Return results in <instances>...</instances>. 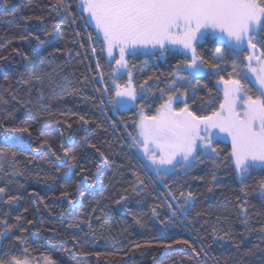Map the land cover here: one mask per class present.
I'll return each instance as SVG.
<instances>
[{
  "label": "trees",
  "instance_id": "16d2710c",
  "mask_svg": "<svg viewBox=\"0 0 264 264\" xmlns=\"http://www.w3.org/2000/svg\"><path fill=\"white\" fill-rule=\"evenodd\" d=\"M78 4L0 0V264H264V173L239 178L231 143L217 140L215 156L162 177L131 139L141 113L154 115L169 94L198 116L219 110L220 81L240 79L256 98L247 52L201 43V76L181 69L180 52L130 56L137 102L119 110L116 85L129 76H115ZM255 43L264 51V31ZM189 193L183 215L173 200Z\"/></svg>",
  "mask_w": 264,
  "mask_h": 264
},
{
  "label": "snow or ice",
  "instance_id": "6c2138e0",
  "mask_svg": "<svg viewBox=\"0 0 264 264\" xmlns=\"http://www.w3.org/2000/svg\"><path fill=\"white\" fill-rule=\"evenodd\" d=\"M78 8L87 13V16H81L86 26L91 21L97 39H102L105 46L102 50H106L109 57L118 51V59H114L118 71L127 67L126 53L134 56L149 47L159 48L161 55L179 51L187 57L190 53L191 64L188 66L197 71L202 70V64H197L200 59L197 47L201 43L221 41L234 57L252 49L245 58L248 70L255 74V81L249 83L259 85V95L253 98L245 93L242 111L238 110L237 101L241 99L245 85L240 79H231L222 81L225 84L224 99L219 110L211 115L198 116L185 100L169 94L167 102L161 104L154 115L141 113L136 124L137 134L129 135L134 145H140L139 150L156 166L157 175L161 166H170L165 171H174L177 167L190 169L200 161L199 149L216 152L212 140L225 138H230V156L242 180L246 176L250 178L256 171L264 173V51L257 55V43H253L254 37L264 31V0H79ZM38 19L42 22V18ZM92 51L95 52V48ZM217 52L222 58V49ZM232 67L235 71V61ZM116 87L117 97L136 100L130 73L129 83L123 89L119 85ZM176 91L178 89L173 90ZM173 101L184 103V106L174 108ZM123 103L117 101L118 105ZM213 130L224 136L214 135ZM19 131L27 132L28 129ZM3 154L0 150V155ZM260 184L264 190V180ZM4 192L5 189L0 187V194ZM191 195L189 193V197ZM261 198L264 199V191ZM243 211L246 213L247 209L243 208ZM175 242L188 244L186 240ZM12 264H21V261L13 257Z\"/></svg>",
  "mask_w": 264,
  "mask_h": 264
},
{
  "label": "rangeland",
  "instance_id": "374dc122",
  "mask_svg": "<svg viewBox=\"0 0 264 264\" xmlns=\"http://www.w3.org/2000/svg\"><path fill=\"white\" fill-rule=\"evenodd\" d=\"M84 14H85V16H87V13H84ZM88 23L95 30V28L92 26L91 21H88ZM95 32H96V30H95ZM255 39H256V36L253 39V43H255ZM252 51L253 50L249 48V49H247L246 52H247V54H249ZM174 52H179V51H174ZM256 52H257V55H258L259 52H260V50L257 48L256 49ZM105 54H106V57H107V59H108L109 62H113L114 63V59H118V51H114L113 57H109L107 55L106 50H105ZM153 54L154 55H159V54H161V50L159 48L153 49L151 47L144 48V49L139 50L137 52V54L134 55V56H137V55L150 56V55H153ZM190 55L191 54L189 53L188 56H187L189 58V61L186 64H184L183 66H181V69L184 70V71H186V72H188L189 74H191L193 76H201V75H204L207 72V69L203 65H202V70H200V71H197L196 69L191 68V67L188 66V65L191 64ZM130 56H133V55H129L128 53H126V55H125V60L127 61V67L126 68L120 69L118 71L117 70V65L114 63L115 64V76L118 77L121 74H128V76H129V73H130L131 83H132L133 87L135 88V84H134V80H133V74H132V72H130V65H129V57ZM218 59L219 60H222L223 59V55H222V58L218 55ZM246 63L248 64V61L247 60H246ZM252 63H253V66H256V61H253ZM197 64L198 65H201L200 59L197 60ZM246 74L248 75V77L250 78L251 81H255V74H253L252 72H250L248 70L247 66H246ZM180 80H181L180 77H178L176 79V82H179ZM128 83H129V80H128L127 84ZM254 85L257 88H259V85L258 84H254ZM124 87L125 86L120 87V89H123ZM224 87H225V84L222 81H220L218 83V88L222 91V93H223ZM174 89H175V83L171 87V90H174ZM117 90L118 89H116V91ZM135 91H136V88H135ZM245 93L246 92L244 90V92L241 93V99L237 101V108H238V110H241V111L244 108L243 100L246 98L245 97ZM174 95L177 96L178 98H182L183 100L186 101V97L185 96L180 95L178 93H175ZM247 95H250V94H247ZM136 96H137V91H136ZM167 99H168V97H167ZM167 99H166L165 102H167ZM117 101H123L124 103H123V105H118L117 104ZM136 102H137V98H136L135 101H131L126 96L117 97L115 95V105H116V107L119 110H129V109L135 107ZM179 105H180V107H179ZM183 106H184V103H177L176 101H173V107L174 108H181ZM213 134L214 135H218L220 137H223L224 136L223 133H217L216 130H213ZM223 140L230 143V138H225ZM216 141L217 140H212V147H214V143ZM140 148H141V146L139 145L138 149L136 150L137 157L139 158V160L141 161V163L144 165V167L148 171L153 172V173H155L157 175V173L155 171L156 166L153 165L151 163V161L147 159V157L144 155V153L141 150H139ZM199 151L201 153L200 160L203 159L204 157H208V156L213 157V156H215V152H211L209 149L201 148V149H199ZM169 167L170 166H161V172H160L159 176H162L163 177V176H168L170 174H173V173H176V172H179V171H186V169L184 167H177L174 171H172V170L165 171L166 169H169ZM236 172H237V175L239 176V178H241L240 173L237 170H236ZM173 203H174L175 207L178 209V211L181 214L185 215L187 213V211L189 210L190 206L193 203V198L192 197H189V196H182V197H180L178 199H174L173 200ZM170 209H171V206H170ZM0 244H1V239H0ZM42 262H43V264H52V262L50 260H48V259H43ZM21 264H39V263L38 262L37 263H30V262H27L26 261V262H21Z\"/></svg>",
  "mask_w": 264,
  "mask_h": 264
},
{
  "label": "flooded vegetation",
  "instance_id": "af4514ba",
  "mask_svg": "<svg viewBox=\"0 0 264 264\" xmlns=\"http://www.w3.org/2000/svg\"><path fill=\"white\" fill-rule=\"evenodd\" d=\"M150 56H154V54L153 55H150Z\"/></svg>",
  "mask_w": 264,
  "mask_h": 264
}]
</instances>
